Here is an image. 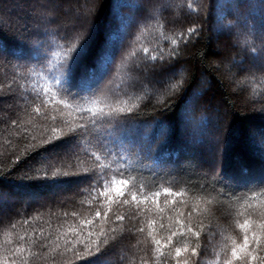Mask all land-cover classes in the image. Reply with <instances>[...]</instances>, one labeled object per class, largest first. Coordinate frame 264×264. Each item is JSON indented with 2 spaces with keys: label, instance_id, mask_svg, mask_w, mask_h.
<instances>
[{
  "label": "trees",
  "instance_id": "16d2710c",
  "mask_svg": "<svg viewBox=\"0 0 264 264\" xmlns=\"http://www.w3.org/2000/svg\"><path fill=\"white\" fill-rule=\"evenodd\" d=\"M262 213L264 0H0V264H248Z\"/></svg>",
  "mask_w": 264,
  "mask_h": 264
},
{
  "label": "snow or ice",
  "instance_id": "6c2138e0",
  "mask_svg": "<svg viewBox=\"0 0 264 264\" xmlns=\"http://www.w3.org/2000/svg\"><path fill=\"white\" fill-rule=\"evenodd\" d=\"M193 31H194V29H190L189 34H191ZM95 40H96V35H95V31L93 30V32L91 34H89L87 37L83 38L82 43L79 45V47L73 50L74 54L69 60V67L71 66V63L74 62L78 57L88 54V52L90 50V46L95 42ZM145 52H147V49H145ZM93 55H94L95 61L97 63L107 62V60H108V45H107L105 40H100V42L95 47ZM88 111H91V109H89ZM119 111L123 112V109H120ZM120 183L122 186L126 187V186H128L129 182L127 180H121ZM116 191L119 193L120 196L125 195V193L123 191H121L120 188H117ZM165 191H167V189ZM101 195H104V192H101ZM154 195L158 197L160 195V193L156 192ZM132 198H133V200L136 199V193L135 192L132 193ZM109 199H111V197H109ZM117 202H119V201H117ZM128 203H129V201L127 199L123 200V204L127 205ZM73 215H75V214H73ZM96 215L97 216L100 215L99 211H97ZM104 215H105V217H107L108 213L105 212ZM262 215H264V213H262ZM123 218H124L123 216H117L118 220H123ZM25 223H27V221ZM89 223H91V221H89ZM238 226L241 229L247 230L248 221L245 220L243 224H239ZM259 227L261 229H264V224H260ZM253 240L258 247L261 243L260 235L253 233ZM233 243H235V241H233ZM251 243H252V241H250L249 237L247 235H245L243 246L240 248V251L245 252L246 256L249 258L248 264H251V260H255V259H261L262 261H264V257H258V256L253 255V253L257 251V247H253L251 249V251H247L249 249V246ZM192 252H193V255H196V249H193ZM176 255L177 256L180 255V249L176 250ZM231 255H232L233 259H239V260L244 259L243 256L238 255L237 248L232 249ZM185 264H187V262H185ZM226 264H232V261L231 260L226 261Z\"/></svg>",
  "mask_w": 264,
  "mask_h": 264
},
{
  "label": "bare ground",
  "instance_id": "6f19581e",
  "mask_svg": "<svg viewBox=\"0 0 264 264\" xmlns=\"http://www.w3.org/2000/svg\"><path fill=\"white\" fill-rule=\"evenodd\" d=\"M119 58H120V57H119ZM129 86H130V85H129ZM129 86H128V87H129ZM125 89H126V88H125ZM130 98H131V97H130Z\"/></svg>",
  "mask_w": 264,
  "mask_h": 264
}]
</instances>
